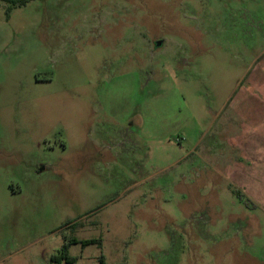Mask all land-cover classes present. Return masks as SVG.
Listing matches in <instances>:
<instances>
[{
	"label": "rangeland",
	"instance_id": "374dc122",
	"mask_svg": "<svg viewBox=\"0 0 264 264\" xmlns=\"http://www.w3.org/2000/svg\"><path fill=\"white\" fill-rule=\"evenodd\" d=\"M5 7L0 264H264V0Z\"/></svg>",
	"mask_w": 264,
	"mask_h": 264
},
{
	"label": "trees",
	"instance_id": "16d2710c",
	"mask_svg": "<svg viewBox=\"0 0 264 264\" xmlns=\"http://www.w3.org/2000/svg\"><path fill=\"white\" fill-rule=\"evenodd\" d=\"M2 3L6 4V7L4 9V15L6 18L9 17L10 13L12 12L13 9L17 8L18 6H23L25 3H27L30 0H0ZM96 242L95 240H88V241H83L82 243L85 245L87 244H93ZM99 242V241H98ZM60 259H65L67 263L72 264L75 261L74 257L69 256L68 254V246L65 244L61 248V251L58 253V255H54L51 257V261L55 262ZM100 263L105 264L100 258Z\"/></svg>",
	"mask_w": 264,
	"mask_h": 264
},
{
	"label": "water",
	"instance_id": "95a60500",
	"mask_svg": "<svg viewBox=\"0 0 264 264\" xmlns=\"http://www.w3.org/2000/svg\"><path fill=\"white\" fill-rule=\"evenodd\" d=\"M158 44H160V43H158Z\"/></svg>",
	"mask_w": 264,
	"mask_h": 264
}]
</instances>
